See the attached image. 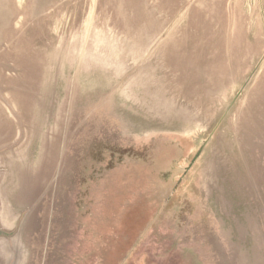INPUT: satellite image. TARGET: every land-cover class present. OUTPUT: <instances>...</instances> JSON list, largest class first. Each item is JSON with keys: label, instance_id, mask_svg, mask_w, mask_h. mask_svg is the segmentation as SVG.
<instances>
[{"label": "rangeland", "instance_id": "rangeland-1", "mask_svg": "<svg viewBox=\"0 0 264 264\" xmlns=\"http://www.w3.org/2000/svg\"><path fill=\"white\" fill-rule=\"evenodd\" d=\"M0 264H264V0H0Z\"/></svg>", "mask_w": 264, "mask_h": 264}]
</instances>
